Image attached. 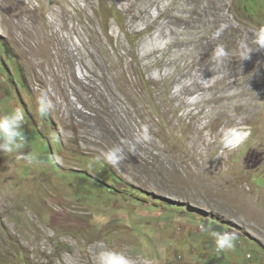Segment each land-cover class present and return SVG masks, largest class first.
Returning <instances> with one entry per match:
<instances>
[{"label":"rangeland","instance_id":"rangeland-1","mask_svg":"<svg viewBox=\"0 0 264 264\" xmlns=\"http://www.w3.org/2000/svg\"><path fill=\"white\" fill-rule=\"evenodd\" d=\"M259 26L264 0H0V115L23 109L21 151L42 161L0 154V264H92L97 247L264 264V49L237 55ZM44 89L56 106L41 118ZM236 124L247 139L222 150ZM144 126L151 142L119 172L89 169ZM201 224L235 249L217 254Z\"/></svg>","mask_w":264,"mask_h":264},{"label":"clouds","instance_id":"clouds-1","mask_svg":"<svg viewBox=\"0 0 264 264\" xmlns=\"http://www.w3.org/2000/svg\"><path fill=\"white\" fill-rule=\"evenodd\" d=\"M226 26H220L213 34L212 38L218 40L223 34ZM255 47L243 42L239 46L237 55L243 61L250 59L254 50L264 49V26H259L253 33ZM212 56L217 62H222L229 58L230 52L223 45L218 44L212 52ZM37 114L43 118L52 114L55 110V102L51 98L47 89L41 90L36 96ZM27 123L23 109L17 107L7 114L0 115V154L14 156L15 159H22L27 165H37L42 163L39 156L33 153H23L21 150L28 144V136L25 132ZM248 132L239 124L223 129L219 144L221 149L233 151L237 149L247 139ZM54 140V138H53ZM152 136L147 126L137 130L131 140H122L119 144L113 145L107 151L102 152L89 164L92 170L94 164L108 165L119 172L129 155H138L139 145L150 143ZM55 142V141H54ZM60 162V157L54 158ZM201 230L209 232L215 242V252L217 254L226 253L236 247L237 236L232 232H218L211 230L210 226L201 224ZM92 264H137V261L123 252L115 251L105 247L90 249Z\"/></svg>","mask_w":264,"mask_h":264},{"label":"trees","instance_id":"trees-1","mask_svg":"<svg viewBox=\"0 0 264 264\" xmlns=\"http://www.w3.org/2000/svg\"><path fill=\"white\" fill-rule=\"evenodd\" d=\"M18 70H19V68H18ZM19 72H21V70H19Z\"/></svg>","mask_w":264,"mask_h":264}]
</instances>
